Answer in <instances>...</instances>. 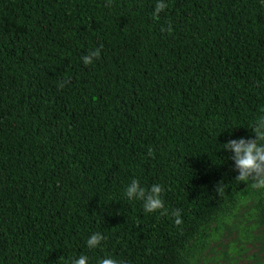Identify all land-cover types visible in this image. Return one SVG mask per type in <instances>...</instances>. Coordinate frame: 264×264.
<instances>
[{
    "label": "trees",
    "instance_id": "16d2710c",
    "mask_svg": "<svg viewBox=\"0 0 264 264\" xmlns=\"http://www.w3.org/2000/svg\"><path fill=\"white\" fill-rule=\"evenodd\" d=\"M163 2L156 20L157 0H0V264H193L248 194L223 145L264 114V0ZM133 179L169 214L129 200Z\"/></svg>",
    "mask_w": 264,
    "mask_h": 264
},
{
    "label": "clouds",
    "instance_id": "9594fccd",
    "mask_svg": "<svg viewBox=\"0 0 264 264\" xmlns=\"http://www.w3.org/2000/svg\"><path fill=\"white\" fill-rule=\"evenodd\" d=\"M111 0H109V6ZM168 7L163 0H157L153 12V18L159 20V14ZM161 31H167L169 34L172 32L171 24L167 29L162 28ZM100 58V49L91 51L87 56L82 57L85 65H91L94 60ZM65 86V82L59 84L60 88ZM251 133L255 139H230L225 143L224 150L230 152L231 159L234 162L235 170L238 175L235 180L242 183H250L253 189H264V114L257 117L251 126ZM149 155H153L149 150ZM164 189L154 184L150 189L141 187L139 180L133 179L126 187L125 196L129 200H138L143 202V208L146 213L159 212L160 215L166 216L169 214L168 209L165 208L162 199ZM175 217V225L180 226L182 219L179 210H173L171 213ZM105 237L101 233H94L87 240V247L89 249H96ZM72 264V261H71ZM75 264H88V257L80 255ZM99 264H120L112 257L100 260Z\"/></svg>",
    "mask_w": 264,
    "mask_h": 264
},
{
    "label": "rangeland",
    "instance_id": "374dc122",
    "mask_svg": "<svg viewBox=\"0 0 264 264\" xmlns=\"http://www.w3.org/2000/svg\"><path fill=\"white\" fill-rule=\"evenodd\" d=\"M248 194L209 222L200 240L190 241L193 264H264V227L252 213L251 184Z\"/></svg>",
    "mask_w": 264,
    "mask_h": 264
}]
</instances>
